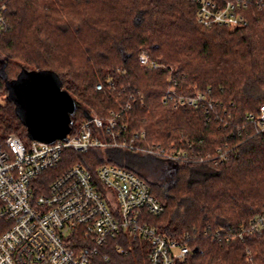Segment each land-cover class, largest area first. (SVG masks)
Returning a JSON list of instances; mask_svg holds the SVG:
<instances>
[{"label":"trees","instance_id":"trees-1","mask_svg":"<svg viewBox=\"0 0 264 264\" xmlns=\"http://www.w3.org/2000/svg\"><path fill=\"white\" fill-rule=\"evenodd\" d=\"M5 2L10 28L0 35V89L7 101L0 104V136L16 134L30 141L7 83L23 72H50L78 105L70 134L88 116L107 121L114 112L126 136L146 132L145 141H136L139 145L169 149L191 144L197 156L214 158L227 149L230 159L224 164L168 167L160 176L174 178L168 187L149 180L130 162L107 155L110 150L68 151L63 166L51 175L78 162L92 173L106 163L126 167L149 184L164 206L147 222L191 248L177 264H264V232L236 244L228 240L264 215V133L257 134L247 120L264 105V0H252L249 25L233 29L199 24L191 0ZM142 50L184 74L186 93H208L214 103L209 113L165 104L168 72L141 67ZM100 84L103 90L97 91ZM149 249L146 242L118 236L92 260L148 264Z\"/></svg>","mask_w":264,"mask_h":264},{"label":"built area","instance_id":"built-area-1","mask_svg":"<svg viewBox=\"0 0 264 264\" xmlns=\"http://www.w3.org/2000/svg\"><path fill=\"white\" fill-rule=\"evenodd\" d=\"M197 7V22L204 27H247L246 13L252 0H191ZM7 2L0 0V35L10 28L6 17ZM141 67L168 72V87L163 102L175 110L209 113L214 105L208 93H186V76L139 53ZM109 87L113 90V85ZM103 90V85L96 87ZM130 108V106H128ZM119 115L111 113L105 121L92 116L81 123L67 140L48 144L25 142L16 134L0 136V264H94L101 248L118 236L128 242L149 244L148 264H177L192 250L184 241L171 240L147 222L148 216L163 213L164 206L149 184L130 169L106 163L93 173L82 163L71 164L57 176L51 175L64 164L65 154L74 151L121 150L164 160L173 166L229 161V150L212 156H197L191 144L182 148L145 146L146 132L134 138L120 128ZM247 120L264 133V105ZM210 119H207V123ZM264 232V215L233 232L232 244ZM188 240V239H187ZM117 251L124 252L118 246ZM108 262V255L102 256Z\"/></svg>","mask_w":264,"mask_h":264},{"label":"water","instance_id":"water-1","mask_svg":"<svg viewBox=\"0 0 264 264\" xmlns=\"http://www.w3.org/2000/svg\"><path fill=\"white\" fill-rule=\"evenodd\" d=\"M7 86L9 90L14 86L15 99L10 95L9 98L16 103L17 113L26 126L30 140L48 144L67 140L71 133V118L78 105L63 90L55 74L23 72L16 81L7 83Z\"/></svg>","mask_w":264,"mask_h":264},{"label":"rangeland","instance_id":"rangeland-1","mask_svg":"<svg viewBox=\"0 0 264 264\" xmlns=\"http://www.w3.org/2000/svg\"><path fill=\"white\" fill-rule=\"evenodd\" d=\"M162 60V59H161ZM16 84H14L15 86ZM14 86L10 87V96L15 99ZM6 94L3 89H0V104L6 105ZM107 155L112 156L114 159H118L123 162H130L133 167L137 168L144 176L151 181H158V184L164 183L166 187L173 181V177L167 176L166 181L160 179V176L166 173L167 168L172 166L164 160H156L150 156H144L138 153L126 152L121 150H110L106 152ZM111 164V163H110ZM165 179V178H164Z\"/></svg>","mask_w":264,"mask_h":264}]
</instances>
